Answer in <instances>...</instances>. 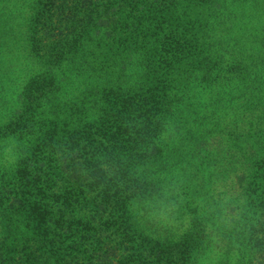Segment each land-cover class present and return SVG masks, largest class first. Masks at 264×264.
<instances>
[{
  "label": "trees",
  "instance_id": "1",
  "mask_svg": "<svg viewBox=\"0 0 264 264\" xmlns=\"http://www.w3.org/2000/svg\"><path fill=\"white\" fill-rule=\"evenodd\" d=\"M0 264H264V0H0Z\"/></svg>",
  "mask_w": 264,
  "mask_h": 264
}]
</instances>
